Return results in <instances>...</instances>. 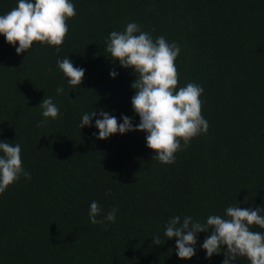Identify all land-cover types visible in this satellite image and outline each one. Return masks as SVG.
Instances as JSON below:
<instances>
[{
	"label": "trees",
	"instance_id": "16d2710c",
	"mask_svg": "<svg viewBox=\"0 0 264 264\" xmlns=\"http://www.w3.org/2000/svg\"><path fill=\"white\" fill-rule=\"evenodd\" d=\"M72 2L77 15L67 21L59 52L34 42L17 54L18 44L0 35V140L21 145L31 175L0 194V264H222L223 253L209 259L200 247L210 231L197 234L195 256L180 259L165 225L177 215L204 222L236 204L264 208V0ZM17 3L0 0V15ZM130 22L176 42L178 87L194 82L204 89L208 132L173 164L152 159L144 131L98 139V115L92 127L78 126L93 109L139 123L131 105L136 74L113 62L105 43ZM67 56L85 69L77 88L57 66ZM44 97L60 117L37 126L45 120ZM94 200L102 215L118 208L107 229L89 221ZM157 235L167 240L153 245ZM235 264L250 262L239 257Z\"/></svg>",
	"mask_w": 264,
	"mask_h": 264
},
{
	"label": "clouds",
	"instance_id": "9594fccd",
	"mask_svg": "<svg viewBox=\"0 0 264 264\" xmlns=\"http://www.w3.org/2000/svg\"><path fill=\"white\" fill-rule=\"evenodd\" d=\"M76 15L72 0H18L14 8L0 15V35L10 45L18 44L15 47L17 54L27 52L34 42L55 47L59 52L69 33L67 21ZM105 43L106 51L110 53L108 57L136 74L131 83L135 90L131 105L139 116V123L134 124L128 115H122L121 123L108 111L93 109L83 114L79 128L92 127L93 117L98 115L95 119L98 139H107L117 133L144 131L147 147L156 153L152 159L173 164L176 153L186 149L193 138L207 134L210 127L202 115L203 87L194 82L178 87L179 72L175 61L180 55V46L163 35L154 39L135 22L128 23L123 31H111ZM57 66L73 88L82 84L85 69L75 66L68 56L57 59ZM109 75L115 78L118 72L113 69ZM63 91V86L57 88L58 94ZM39 106L45 120L37 126L46 123L48 118L60 117V109L52 98L44 97ZM21 176L31 179L23 165L21 145L0 140V194ZM117 211L114 207L102 215L104 209L94 200L89 207V221L107 229L105 221L114 223ZM253 226L264 229V208H241L236 204L227 207L223 216L209 215L204 222L191 216L182 220L178 215L173 216L165 225L164 235L167 239L176 238V255L180 259L195 256L197 234L210 231L200 245L206 251V258L223 253L222 264H235L239 257L247 258L250 264H264V231H253ZM165 241L158 235L152 238L153 245Z\"/></svg>",
	"mask_w": 264,
	"mask_h": 264
}]
</instances>
